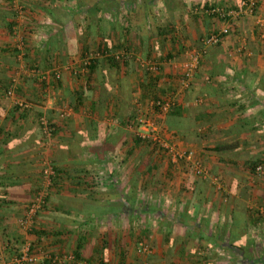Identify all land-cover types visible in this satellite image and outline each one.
Segmentation results:
<instances>
[{
	"label": "crops",
	"instance_id": "crops-1",
	"mask_svg": "<svg viewBox=\"0 0 264 264\" xmlns=\"http://www.w3.org/2000/svg\"><path fill=\"white\" fill-rule=\"evenodd\" d=\"M102 1L0 0V264H16L24 252L38 258L33 264H75L65 257L76 253L82 264H231L239 254L230 242L262 258L264 218L252 221L251 213L263 215L264 178L237 167L264 159V41L255 22L205 49L176 102L186 111L182 130L168 132L170 118L162 115L164 131L177 147L198 151L210 177L162 162L149 179L158 181L146 183L148 173L106 172L107 158L92 147L123 145L138 102L147 113L149 98L177 97L185 53L224 25L203 10L239 0H113L108 11ZM256 14L264 17V0ZM102 49L128 59L110 67L95 54ZM91 58L97 66L88 74L83 66ZM136 58L160 62L161 88L146 89L149 75ZM19 102L26 107L16 108ZM198 112L210 120L196 124ZM42 116L55 130L47 141ZM42 160L63 174L43 216L24 226L26 206L43 187ZM90 165L100 170L89 172ZM148 193L150 204H142ZM140 244L149 253H139Z\"/></svg>",
	"mask_w": 264,
	"mask_h": 264
},
{
	"label": "built area",
	"instance_id": "built-area-1",
	"mask_svg": "<svg viewBox=\"0 0 264 264\" xmlns=\"http://www.w3.org/2000/svg\"><path fill=\"white\" fill-rule=\"evenodd\" d=\"M12 1V0H11ZM12 5L15 4L12 2ZM12 6V7H13ZM15 12L17 14H20V9L16 8L14 6ZM203 10V9H202ZM205 14L210 16H215L219 18L223 23V27L219 30H215L214 32L210 33L209 35L203 37L200 41L201 47L197 50H191L185 53V60L179 65V68L177 70L178 73V86L181 89H188L189 83L191 79L193 78L194 74L197 72L201 58L205 52L206 48L214 47L219 45L222 40L225 37H228L232 33V25L236 21L237 18L240 17H248L250 19H254L255 25L260 28V34L259 39L264 41V19H259L255 17L256 14V2L255 0H240L238 4L234 7H213L203 10ZM17 50H22V44L19 43V45L16 46ZM115 59L117 61H121L122 59H127L128 56L125 53H119L114 54ZM135 61H138L141 64V67H145L146 71L150 73H156L159 69V66L154 63L148 62L146 65L145 63H142L139 59H135ZM55 74V78L59 77V73L55 70L53 71ZM10 94V92H8ZM165 99H157V101L151 102V107L153 108V112H158L161 115H165L169 108L172 106V102L169 100L164 101ZM17 106L19 108H25L26 105L24 103H17ZM68 112L60 113L59 116L66 117L68 116ZM136 122L143 124V126L146 125L143 120L136 119ZM38 126L41 134L43 135L44 139L50 140L54 134V128L52 127L53 124L50 123L45 117H40L38 119ZM161 149L167 154L168 158L170 159V162L172 164H177L181 162L182 160L189 161L192 158V152L191 151H179L174 149L173 147H170L169 145L165 143L158 142ZM193 159V158H192ZM193 172L194 175L200 179H207L208 175L206 174L204 168L200 165L199 162L193 161ZM42 179H43V187L33 196L30 202H28L26 206L25 211V217H24V226L26 224H31L32 219H34L35 216H37L38 213L41 212L43 207L45 206V200L48 196V188L52 185V179H53V171L51 168L50 163L43 162L42 163ZM255 174L258 176L264 175V164H259L255 168ZM149 247H146L143 244L139 245L138 252L139 253H149ZM42 259H49L51 261H55L57 259H52L48 254H42ZM65 259L75 263V264H82L80 261H77L73 255H68L65 257ZM38 260L36 256H30L26 252L20 253L19 257L16 259V264H33Z\"/></svg>",
	"mask_w": 264,
	"mask_h": 264
},
{
	"label": "rangeland",
	"instance_id": "rangeland-1",
	"mask_svg": "<svg viewBox=\"0 0 264 264\" xmlns=\"http://www.w3.org/2000/svg\"><path fill=\"white\" fill-rule=\"evenodd\" d=\"M255 2H256V8H257V0H255ZM232 7H234V6H232ZM255 17L259 18V19H264V17H258L257 14H255ZM248 19H250V18L244 17V16L237 18L236 21L232 25V33L231 34H233V33L239 34L240 32H238V31L236 32V30H237L236 26L239 25L240 23L241 24H244V23L247 24L249 22ZM252 20H253V22H255L254 19H252ZM256 28L259 29V31H257V33H255V35L258 34V37H259V34L261 31H260V28L258 26ZM258 37H257V39H258ZM197 49H194V50H197ZM137 59H139L142 63H145L146 65L148 64L147 61H144L141 58H137ZM135 62H136V64H135L136 66H138L142 70L146 71V68L141 67V64L138 61H135ZM154 62H156V64L159 66L158 71L156 73H150V72L146 71L145 73L147 75H149L147 77L148 79H150V78L155 79L156 78L157 79V88H161L160 85L162 82V79H161L162 73H160V69H161L160 62L156 59L150 60V63H154ZM177 76H178V73H177ZM179 90H181L179 95H177V97L173 98L174 100L171 99L169 101H171L173 103V102H177L179 100L180 95H183L185 93V89L182 90L179 87ZM157 98L162 100L161 97L160 98L157 97ZM166 100H168V99H165L164 101H166ZM151 102H152V100L149 98V100L147 102V106H146L147 113H145L146 109H145L144 113H141L143 111L139 110V105L140 104L142 105L145 102L144 103L138 102V105H136V106H138V109L136 110V114L134 116V121L132 123V127L130 128V131H128V133H126V138H125L126 140H125V143L123 145L113 146L108 142H102L100 146L95 145L92 147V149H93L92 151H95L96 153H99L100 156L107 158L105 160V164L103 166V168H104V170H106V172H108V171L114 172V170H116L119 174L118 176H120V178H121L122 174H124V172H126L129 169V170H131V172H129V174L132 173V176H136L137 178H139L141 175H143L145 173H148V176H147V174L144 175V176H146V179L142 178L143 181L144 180H145V182L147 181L146 183L156 182V181H158L157 178H156V180L155 179L149 180L150 178H154V176L151 175L152 174L151 172L152 171L158 172L159 170H162L163 169V167L161 166L162 162H164L167 165H169V163L171 164L170 159L168 158L167 154L159 148L158 142L165 143V144L169 145L170 147H173L174 149L179 150V151H184V150L187 151V149H182L181 147H177L175 145L176 140L173 141V138L171 136H168L169 133H166L164 131V126L160 125L163 117L158 112L157 113L153 112V108L151 107ZM150 111H151V113H150ZM138 118L143 120V122H145L146 125L143 126V124L138 123V121L136 122L135 120L136 119L138 120ZM158 125H160V126H158ZM104 133L109 134V135H107V138L112 136V134L110 132H104ZM135 138L145 139L149 142V145L140 144L138 147H136V146H134V139ZM154 143H156L155 146L152 145ZM128 151H130L131 154L128 153ZM190 151H192V158L193 159L191 158V160H189V161L182 160L180 163H177L178 168L179 169H182V167L184 169L187 168V170H185L186 172H188V169H189L194 174L192 163H193V161L199 162L200 165L204 168L206 174L210 177V171L207 167L208 165H206V163L203 162L204 159L199 155L198 151L195 152V149H192ZM129 156H134V160H135L134 162L135 163L134 162L132 163L131 162L132 159H130L129 165H127L128 164L127 160H128ZM87 158H90V157L88 156ZM142 158H143V160H141ZM145 159L147 160L146 163H144ZM45 161L46 160H42V162H45ZM153 163H154V166H152ZM188 163H189V165L186 166V164H188ZM245 164L244 163L242 165L238 164L237 167L242 166L244 170H247V167ZM88 169H90L89 172H96V171L100 170L99 167H97L96 165H90V166H88ZM247 172H248V170H247ZM137 174H139V176ZM253 176L256 177L258 175H255V172H254ZM259 177L264 178V175L259 176ZM254 180H256V179H254ZM94 182L96 183V181H93V180H92V183H90V181H89L90 186L95 185ZM54 184L48 188V196L50 195V191H51V190L49 191V189H52L53 187L56 188ZM48 196H47V199H48ZM146 196L141 197L140 202H142V204H150L149 203L150 193H148L147 197ZM143 199H144V201H143ZM46 204H47V200L45 201V206L43 207L41 212L38 213L39 216H43V212L45 210ZM139 208L141 209V206ZM38 217H36V218L38 219ZM263 217H264V211H263ZM124 252L128 253L126 249H124ZM223 264H224V262H223Z\"/></svg>",
	"mask_w": 264,
	"mask_h": 264
},
{
	"label": "trees",
	"instance_id": "trees-1",
	"mask_svg": "<svg viewBox=\"0 0 264 264\" xmlns=\"http://www.w3.org/2000/svg\"><path fill=\"white\" fill-rule=\"evenodd\" d=\"M112 2H113V0H103L99 5L102 6L101 8L104 11H108L109 10V7L112 4ZM97 5L95 7H93V8L86 9L85 12L86 13H89L90 11H92V10L95 11L96 9H97L96 11H98V7L99 6H97ZM14 16H15V12H14ZM199 44H200V47H201V43L200 42H199ZM214 47H216V46H214ZM95 54L101 55V57L105 61H107V63L110 65V67H113V68L116 67V65H119L121 63L124 64L125 61L128 59L127 58V59H124V60L122 59L121 61H117L115 59V55H109L108 54V50L106 51L105 49L98 50ZM96 64H97V62H96L95 58H91V59L87 60V64H85L83 66V69L84 70H87L88 74H91L92 71L96 68V66H97ZM53 78H54V81L55 82L59 80V78L58 79L55 78L54 75H53ZM149 80H150V83H149L150 86H147L146 89L149 90L151 88L150 89L151 91L154 90V89L156 90L157 89V79L156 78L155 79L154 78H150ZM40 85L42 86V84H40ZM7 94H8V91H7ZM150 99L152 100V102H154V101H157L158 98L154 96V97H152ZM258 104L259 105H262L260 103H258ZM16 108H18V106ZM184 113H186V111H185V109L181 105H177L176 102H173L172 103V106L169 108V110L166 113V116H168V118H170V120H169L170 123H168V126H167V128L169 129L168 132H170V131L180 132V130H182V128L184 126L181 123V121L178 120V119H181L182 117H184L183 116ZM263 117H264V115H263ZM193 120L197 124L198 122H201V120H203L205 122L206 121H209L210 118H209V116L206 115V113L200 114V112H198V114H195V118ZM238 127L243 128L244 126H238ZM54 134H55V130H54ZM54 134H53V136H54ZM216 134H218V133H216ZM140 144L149 145V142L147 140H145V139L135 138L134 139V146L138 147ZM152 145L155 146L156 143H154ZM159 148L161 149L160 146H159ZM220 149L221 148H216V151H220ZM128 153H130V151ZM259 164H264V159H256V160H253V161H248L245 165L247 167L248 172L253 175L254 172H255V168ZM168 167H171V165L169 164ZM51 168H52V171L54 173L53 179H52V185H53L55 183L56 179L61 177V174H63V171H61L57 167H55L54 164H51ZM46 200H47V198H46ZM260 205H261L260 207H262V209H264V202H262V204H260ZM251 214L253 216L252 221H255V222H259V221L263 220V218H264L263 215L261 213H259V211H256V210H254ZM239 221H241V220H239ZM225 245L231 251H235V252H237L239 254V258L238 259L236 258L234 260V263H231V264H236V262L238 264H264V256L262 258H253V257H250V254L249 253L244 252V250L242 248H238V247L233 246L232 242L227 243ZM75 258H76V260H78L77 253L75 254Z\"/></svg>",
	"mask_w": 264,
	"mask_h": 264
}]
</instances>
